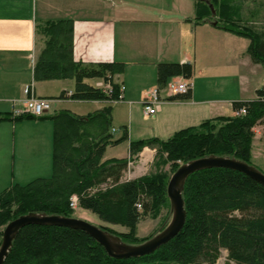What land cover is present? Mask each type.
I'll use <instances>...</instances> for the list:
<instances>
[{
	"label": "trees",
	"instance_id": "16d2710c",
	"mask_svg": "<svg viewBox=\"0 0 264 264\" xmlns=\"http://www.w3.org/2000/svg\"><path fill=\"white\" fill-rule=\"evenodd\" d=\"M244 8L246 0H197L193 20L249 39L247 53L264 68V24L259 26L244 18ZM37 31L45 39L34 70L37 81L74 79L75 91L70 96L65 92L59 99L112 104L119 99L121 86L114 80L125 71L124 64L76 61L72 21H49L39 25ZM194 73L192 63L160 64L158 87L176 77L190 81ZM90 79L110 83L112 91L105 93L87 84ZM190 93L173 99L189 98ZM241 108L247 110L245 116L207 120L197 127L182 129L167 140L133 141L129 158L106 161L103 157L108 146L128 140L127 133L114 140L112 106L87 116L70 110L42 117L0 115V122L47 119L54 125L51 177L37 178L26 185L14 184L0 194V229L29 213L73 218L70 198L77 195L82 209L106 223L126 228L124 233L102 226L104 230L127 245L144 243L149 238H138L137 228L143 220L157 219L167 209L170 212L168 183L181 165L210 156L235 158L254 165V129L264 127V88L257 91L255 100L234 104L236 113ZM145 148L157 151V171L123 181L129 163ZM167 166L170 172L165 170ZM183 198L187 211L184 228L151 255L115 259L83 231L28 225L20 230L4 264H216L224 250L236 264H264L262 184L235 170L205 169L188 178Z\"/></svg>",
	"mask_w": 264,
	"mask_h": 264
},
{
	"label": "crops",
	"instance_id": "0c3cea01",
	"mask_svg": "<svg viewBox=\"0 0 264 264\" xmlns=\"http://www.w3.org/2000/svg\"><path fill=\"white\" fill-rule=\"evenodd\" d=\"M196 1L0 0V115L23 109L29 98L27 89L37 98L52 101L46 116L62 110L87 116L112 106L114 140L126 133L128 140L108 146L103 161L129 158L133 141L167 140L207 120L236 116L234 104L255 100L257 91L264 88V68L247 53L249 39L209 23H195ZM60 20L73 22L76 61L125 65V71L114 80L124 87L122 101L59 99L63 93L75 91L74 79H35L34 70L45 46L37 28ZM174 63L195 66L188 81L190 97L170 98L154 115H146L144 102L159 86L158 65ZM86 83L97 88L105 81L90 79ZM161 95L166 97V93ZM53 132V122L47 119L0 122V194L14 184L51 177ZM254 132L253 163L264 172V127L259 125ZM81 211L79 218L97 226L126 230L102 221L91 211Z\"/></svg>",
	"mask_w": 264,
	"mask_h": 264
},
{
	"label": "water",
	"instance_id": "95a60500",
	"mask_svg": "<svg viewBox=\"0 0 264 264\" xmlns=\"http://www.w3.org/2000/svg\"><path fill=\"white\" fill-rule=\"evenodd\" d=\"M212 168H227L241 172L264 186V172L255 165H249L229 157L210 156L196 159L181 165L171 176L168 183V198L173 218L162 232L144 243L127 245L122 242L120 237L104 230L102 226H97L82 218L29 213L5 226L0 246V264L5 263L20 230L28 225L67 227L83 231L103 246L108 255L115 259H130L151 255L177 237L185 226L187 211L183 191L188 178L198 171Z\"/></svg>",
	"mask_w": 264,
	"mask_h": 264
},
{
	"label": "built area",
	"instance_id": "2783aa9c",
	"mask_svg": "<svg viewBox=\"0 0 264 264\" xmlns=\"http://www.w3.org/2000/svg\"><path fill=\"white\" fill-rule=\"evenodd\" d=\"M97 88L103 90L105 93H110L112 91V85L108 82L105 84H99ZM192 90V85L187 80H179V79H171L166 85L162 88L157 87L154 89L149 96L146 98L144 102V109L146 115H154L159 107L168 99L174 98L175 96L186 95ZM121 95L119 99L114 103L122 101L123 99V91L124 87L121 86ZM166 93V97H163L161 94ZM26 94L29 95V98L26 100L23 109H16L13 112V116H21L24 114H31L35 117L46 116L52 110V101L45 98H37L32 95L30 89L26 90ZM69 96L71 93L68 94ZM247 114V110L245 108H241L239 112H237L238 116H245ZM149 150V149H148ZM151 152V158L145 163L146 157L144 152H142L136 160L129 163L127 171L124 173L123 181H130L136 179L140 176H144L148 170L149 165L153 162L154 157L157 153L155 149L149 150ZM136 163H138L136 165ZM142 168V169H141ZM70 207L75 212L82 210L79 204V197L77 195H73L70 198Z\"/></svg>",
	"mask_w": 264,
	"mask_h": 264
},
{
	"label": "rangeland",
	"instance_id": "374dc122",
	"mask_svg": "<svg viewBox=\"0 0 264 264\" xmlns=\"http://www.w3.org/2000/svg\"><path fill=\"white\" fill-rule=\"evenodd\" d=\"M244 16H245L244 18H246L249 21H252L254 23H257L259 26L263 25L264 24V0H246V8H244ZM155 159H156V155L154 157L153 162L150 163L149 170L145 175H148L152 172L157 171V168L154 165ZM137 164L138 163H136V165ZM165 170L170 172L169 166H167L165 168ZM140 177H143V176H140ZM140 177H138V178H140ZM28 183H30V182H25V185ZM81 213H82L81 210L77 211V212H75L74 216L76 218H79ZM172 218H173L172 210L170 209V212H169V210L167 209L163 212V215H161L157 219H146V220L141 221V223L139 224L137 231H136L137 237L140 239H147V238L151 239L152 237H154L157 234H159L160 232H162L161 230L170 224ZM4 228H2L0 230L3 232ZM118 230L119 231H117V232H119V233L126 232L125 229H123V230L118 229ZM2 238H0V246L2 243ZM216 264H236V263L231 262L228 259V252L224 250V251H222V254H221L219 260L216 262Z\"/></svg>",
	"mask_w": 264,
	"mask_h": 264
},
{
	"label": "bare ground",
	"instance_id": "6f19581e",
	"mask_svg": "<svg viewBox=\"0 0 264 264\" xmlns=\"http://www.w3.org/2000/svg\"><path fill=\"white\" fill-rule=\"evenodd\" d=\"M144 155L146 157L145 163L151 158V152L149 150H146L144 152ZM142 169V168H141Z\"/></svg>",
	"mask_w": 264,
	"mask_h": 264
}]
</instances>
